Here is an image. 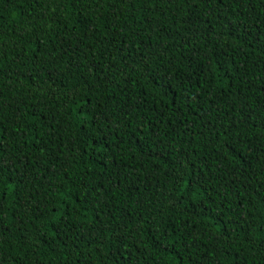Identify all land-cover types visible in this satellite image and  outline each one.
Here are the masks:
<instances>
[{"label": "trees", "instance_id": "trees-1", "mask_svg": "<svg viewBox=\"0 0 264 264\" xmlns=\"http://www.w3.org/2000/svg\"><path fill=\"white\" fill-rule=\"evenodd\" d=\"M0 264H264V0H0Z\"/></svg>", "mask_w": 264, "mask_h": 264}]
</instances>
